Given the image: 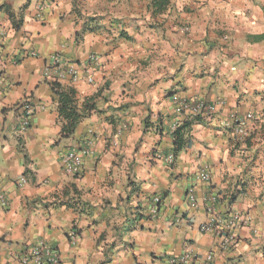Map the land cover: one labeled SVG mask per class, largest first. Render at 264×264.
<instances>
[{
	"label": "crops",
	"instance_id": "crops-1",
	"mask_svg": "<svg viewBox=\"0 0 264 264\" xmlns=\"http://www.w3.org/2000/svg\"><path fill=\"white\" fill-rule=\"evenodd\" d=\"M0 264H23L39 241L64 264H264V0H0ZM188 28V31L185 29ZM56 53L85 68L74 87L95 108L70 136L45 66ZM212 105L175 153L176 100ZM35 114L22 130L20 106ZM247 120L244 128L232 115ZM92 131V132H90ZM94 141L80 175L63 156ZM174 154V162L158 158ZM207 168L211 182L196 179ZM21 178L26 183L20 184ZM194 189L197 205L187 192ZM162 196L151 215L152 198ZM253 219L224 250L203 232L207 203ZM76 231L77 243L71 242Z\"/></svg>",
	"mask_w": 264,
	"mask_h": 264
},
{
	"label": "built area",
	"instance_id": "built-area-1",
	"mask_svg": "<svg viewBox=\"0 0 264 264\" xmlns=\"http://www.w3.org/2000/svg\"><path fill=\"white\" fill-rule=\"evenodd\" d=\"M188 31V28L185 29ZM5 31L0 30V37L4 35ZM99 57L97 54H91L88 57V62L86 67L83 69L79 64L73 61H67L63 59L62 55L56 53L52 56L50 62L45 66L44 76L47 80L51 82L68 81L71 84L78 83L82 78H86L88 83L94 82L93 75L90 74V65L93 62H98ZM2 85V74L0 73V93ZM22 110L21 126L22 130H26L30 127L31 118L35 114V109L31 103H25L20 106ZM176 112L178 114L189 115L190 117L201 116L203 114H211L213 112L212 105L206 103L201 98H180L176 100ZM235 122H237L241 128H244L247 120L253 119L252 114H248L245 118H240L235 113L232 115ZM179 124L177 122L173 123L171 126V133L178 129ZM92 132V131H90ZM94 154V141L89 139L80 152L76 149L69 150L63 156V167L67 174L69 175H80L83 169L84 159L87 156H92ZM158 158L167 160L168 162H174L175 155L170 153L168 155H158ZM196 179L205 183L211 182V174L209 169H201L197 175ZM26 183L25 178H21L20 184ZM187 200L189 204L193 207L197 205V197L194 189H190L187 192ZM216 198L210 197L207 203V212L209 218L206 222L201 225V230L203 232H211L215 234L219 239L220 247L224 250L235 246L239 241L238 231L240 228L247 226L253 219L252 214L248 213L243 215L238 211H229L222 215L216 212L215 209ZM6 198L4 192L0 189V203H5ZM162 202L161 195H155L152 198L151 215L156 217L159 213L160 204ZM76 231L71 232V242L73 244L77 243ZM20 260L23 264H64L60 251L47 244L45 241L41 240L32 246L29 250L25 251ZM197 255L191 250H186L180 256H175L170 259L171 264H214V255L209 252L205 255L202 262H196Z\"/></svg>",
	"mask_w": 264,
	"mask_h": 264
},
{
	"label": "trees",
	"instance_id": "trees-1",
	"mask_svg": "<svg viewBox=\"0 0 264 264\" xmlns=\"http://www.w3.org/2000/svg\"><path fill=\"white\" fill-rule=\"evenodd\" d=\"M0 10H5L9 13L11 19L13 20L15 28H19L22 24L21 19L16 20L15 14L12 12L10 6L1 5ZM54 93L57 96L58 100V111L60 117L63 119V135L70 136L74 133V130L78 123L88 116L90 111L95 108L94 104H90L85 101L82 104L78 100L77 91L74 87H63L58 82H51ZM200 116L191 117L187 119L182 126H180L173 134L175 141V153L181 151L188 143L189 139L186 137V134L189 132L191 124L195 120H198Z\"/></svg>",
	"mask_w": 264,
	"mask_h": 264
}]
</instances>
